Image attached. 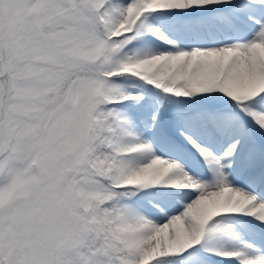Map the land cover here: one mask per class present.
Here are the masks:
<instances>
[{
  "label": "snow or ice",
  "instance_id": "obj_1",
  "mask_svg": "<svg viewBox=\"0 0 264 264\" xmlns=\"http://www.w3.org/2000/svg\"><path fill=\"white\" fill-rule=\"evenodd\" d=\"M0 264H264V0H0Z\"/></svg>",
  "mask_w": 264,
  "mask_h": 264
}]
</instances>
